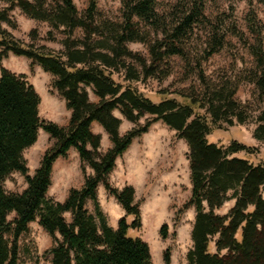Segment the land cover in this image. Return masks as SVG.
Returning a JSON list of instances; mask_svg holds the SVG:
<instances>
[{"label": "trees", "instance_id": "16d2710c", "mask_svg": "<svg viewBox=\"0 0 264 264\" xmlns=\"http://www.w3.org/2000/svg\"><path fill=\"white\" fill-rule=\"evenodd\" d=\"M3 1L8 5L0 9V60L8 53L25 56L31 60L30 66L37 63L52 74L53 85L71 114L65 126L40 119V96L33 85L23 76L0 68V264H17V240L35 219L54 241L49 249L51 264H151L148 243L128 235V229L141 226L134 188L125 185L119 189L107 179L116 158L133 138L158 120L175 130L189 149L191 195L185 205H193L196 214L188 263L264 264V162L254 164L234 156L241 151H256L242 142L233 140L224 147L207 139L213 128L247 120L244 104L234 97L237 83L229 78L214 82L198 71L204 87L203 100L179 93L187 103L175 97L153 101L132 86V82L161 71L159 63L170 55H178L190 65L184 40L198 23L213 26L197 67L224 45L225 33L218 32L205 16L204 0H178L172 7L174 16L159 13L157 0H121L119 21L99 15L96 0H89L82 13L73 0ZM15 7L29 18L61 29L66 34L62 41L64 50L51 51L14 37L2 23L14 27L8 12ZM248 22L256 39L248 46L255 66L245 71L243 79L252 82L263 95L264 26L258 24L252 10ZM77 28L82 30V37L73 38ZM234 33L243 39L242 32ZM128 42L147 45L150 60L128 49ZM161 73V77H166L169 71ZM114 74L122 82L116 81ZM88 86L97 101L90 99L85 89ZM114 110L130 122H137L146 114L153 117L121 135V119L113 114ZM93 122L101 125L112 143L103 153L99 151L101 135L91 129ZM40 129L54 143L46 149L33 174H29L23 151L37 141ZM253 135L264 142V111L257 118ZM70 148L78 153L82 172L87 164L93 174L85 175L80 188H71L63 202L56 201L46 195L53 163ZM15 171L24 177L26 187L21 192H7L4 181ZM99 183L126 213L116 228L109 225L98 204ZM228 199H234L229 212L215 213ZM87 201L93 203V212L86 208ZM12 213L14 216L9 219ZM65 214H69V220ZM127 215L133 217L131 222H127ZM165 227L160 229L162 237L166 235ZM163 260L169 264L168 252Z\"/></svg>", "mask_w": 264, "mask_h": 264}, {"label": "rangeland", "instance_id": "374dc122", "mask_svg": "<svg viewBox=\"0 0 264 264\" xmlns=\"http://www.w3.org/2000/svg\"><path fill=\"white\" fill-rule=\"evenodd\" d=\"M55 1L57 0H47L52 3ZM73 1L79 13L85 10L89 2ZM177 1L157 0L156 10L166 16H172V7ZM96 3L99 15L115 21L121 20V0H96ZM7 5L0 0V9L6 8ZM250 10L255 12L258 24L264 26V0H204L205 16L215 25L214 28L218 32L225 33L224 45L202 60L201 66L197 67V60H201L205 55L213 26L198 23L184 40L190 65L180 56L170 55L159 63L161 71H169L166 77H161L162 73L159 70L155 75L132 82V86L153 101L175 97L187 103L188 100L180 97L179 93L203 100L204 87L198 79V71H202L214 82L225 78L233 80L237 83L234 97L244 104L247 120L241 124L235 122L233 125L223 124L219 129L213 128L207 139L224 147L236 140L255 148L256 151L253 153L241 151L234 156L256 164L264 162V142L253 135L257 118L264 111V94L260 95L252 82L243 79L245 71L255 66L254 58L248 49V46L256 41L248 22ZM8 14L15 25L13 27L3 22L2 26L14 37L51 51L64 50L62 41L66 34L61 29L52 27L47 21L29 18L18 7ZM234 30L242 32L243 39H239ZM151 36H154L153 32ZM80 37L82 30L77 28L74 30L73 38ZM126 46L150 60L148 46L144 43L128 42ZM30 63L31 60L25 56L8 53L6 57L1 58L0 68L4 67L16 75L23 76L33 85L40 96L38 106L40 119L53 121L62 126L67 125L71 110L66 107L64 98L53 85L55 77L44 71L37 63L32 66ZM113 78L122 82V78L117 74H114ZM85 89L92 101L98 100L92 87L88 86ZM113 114L121 119L119 127L121 135L131 128L143 125L147 118L153 117L146 114L137 122H130L118 110H114ZM91 129L101 135L99 151L105 152L112 145L108 134L97 122L92 124ZM53 143L54 140L40 129L37 141L23 151L29 174H33L35 162L41 160L46 149ZM188 152L186 141L179 138L175 130L161 120L154 121L146 132L133 138L126 151L116 158L115 167L108 175L107 180L113 187L121 189L125 185H131L135 190L134 202L139 204L141 226L138 229H128V235L140 237L148 243L151 264H164L166 252L169 254V264H189L187 253L192 247L191 231L196 211L193 205H185L191 195ZM81 165L82 162L74 148H70L65 156H59L53 163L47 197L63 202L71 188H80L85 175L93 174V170L87 164H84L83 173ZM98 186V204L103 213L109 216L108 219L106 215L107 220L113 224L114 218L119 220L126 213L101 183ZM25 187L24 177L17 171L12 172L4 181L7 192H21ZM262 195L264 196V188ZM233 203L234 199H228L214 212L227 214ZM93 207V203L87 201L88 211L93 212ZM13 216L12 213L8 218L12 219ZM65 218L69 220V214H65ZM132 219L131 215L126 216L127 222H131ZM117 222L114 227H117ZM163 225L166 226L165 237L160 234ZM214 239L215 237L210 242L212 251ZM17 244V264H51L49 249L54 245V241L39 225L38 219L29 223L28 230L19 236Z\"/></svg>", "mask_w": 264, "mask_h": 264}, {"label": "crops", "instance_id": "0c3cea01", "mask_svg": "<svg viewBox=\"0 0 264 264\" xmlns=\"http://www.w3.org/2000/svg\"><path fill=\"white\" fill-rule=\"evenodd\" d=\"M96 122H93L92 124H95ZM96 126H97V124H96ZM99 132V131H98ZM40 161V160H39ZM39 161H36L35 162V165L33 166V168H34V170L38 167V165H39ZM99 187V186H98ZM106 215H107V213H106ZM108 216V215H107ZM108 219H109V216H108ZM117 220L118 219H116V218H114V223L112 224L111 222H110V220L108 221V223H109V225H111L112 227H114L115 225V223L117 222ZM114 228H116V227H114Z\"/></svg>", "mask_w": 264, "mask_h": 264}]
</instances>
